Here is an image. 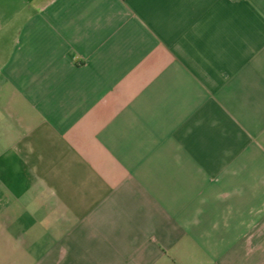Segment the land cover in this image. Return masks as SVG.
<instances>
[{"label": "crops", "instance_id": "0c3cea01", "mask_svg": "<svg viewBox=\"0 0 264 264\" xmlns=\"http://www.w3.org/2000/svg\"><path fill=\"white\" fill-rule=\"evenodd\" d=\"M0 264H264V0H0Z\"/></svg>", "mask_w": 264, "mask_h": 264}]
</instances>
